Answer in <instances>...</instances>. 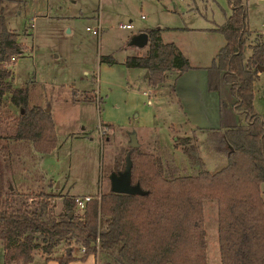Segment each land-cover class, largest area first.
<instances>
[{"label":"rangeland","instance_id":"rangeland-1","mask_svg":"<svg viewBox=\"0 0 264 264\" xmlns=\"http://www.w3.org/2000/svg\"><path fill=\"white\" fill-rule=\"evenodd\" d=\"M246 4L251 30L244 50L247 59L249 45L264 40V0H246ZM11 8L8 25L24 45L11 65L14 85L28 87L31 106L50 108L57 133V145L48 154L38 153L30 143L15 141L11 135L19 109L9 97L5 99L0 114V164L5 184L20 194L21 201L32 204L31 197L41 200L42 191L50 193L58 214L66 197L89 194L101 199L111 188L117 164L123 170L133 140L162 157L164 165L174 171H167V176L198 171L182 150L180 138L186 136L199 145L198 152L210 171L223 166L225 159L210 152L201 129L224 130L241 122L232 105L230 85L222 81L220 86L228 105L220 103L216 117L207 120L204 110L190 111L179 100L172 76L151 104L142 91L147 85L144 71L124 63L128 55L139 53L129 47L132 34L159 27L164 42L179 45L196 70L207 71L208 81V68L226 44L217 28L232 12L228 0H22ZM121 23H132L133 28L122 29ZM98 24L100 35L87 30ZM101 55H112L118 62L113 67L100 63ZM75 93L95 100L76 101ZM254 106L264 119V71L255 82ZM191 125L199 130L184 132ZM261 193L264 198V183ZM204 205L207 264H222L218 204L207 200ZM3 251L5 243L0 241V264ZM62 251L63 245L53 253L57 256ZM38 253L43 250L34 251L35 263L40 262Z\"/></svg>","mask_w":264,"mask_h":264},{"label":"trees","instance_id":"trees-1","mask_svg":"<svg viewBox=\"0 0 264 264\" xmlns=\"http://www.w3.org/2000/svg\"><path fill=\"white\" fill-rule=\"evenodd\" d=\"M14 2L0 0V114L9 97L19 109L11 138L48 154L57 145L51 111L31 106L28 87L14 85L11 65L24 50L18 32L8 25ZM228 2L232 13L217 28L226 44L208 68V88L220 91L222 81L230 85L233 108L241 122L224 130L201 129L210 152L225 159L223 166L210 171L198 152L199 145L186 136L180 138L182 150L198 171L167 176V171H174L164 165L162 157L135 141L137 145L130 144L123 159V170L117 164L115 172L124 171L130 164V180L139 191L117 193L110 188L101 199L93 198L80 211L76 210L75 197H66L62 211L56 214L50 193L42 191L41 200L31 197L32 204L21 201L20 194L5 184L0 164L4 264H29L38 248L52 254L61 245L72 243L85 246L82 259L95 255L97 264H207V200L218 204L221 263L264 264V119L254 106L258 66L264 65V40L249 45L251 54L246 59L244 50L251 35L246 0ZM145 32L149 35L147 52L128 55L124 64L146 69L150 86L162 84L170 71L179 76L193 69L175 43L164 42L162 28ZM100 61L109 65L118 62L112 55H101ZM74 100L95 98L75 93ZM221 103L228 105L224 97ZM72 252L66 250L58 259L60 264L76 259Z\"/></svg>","mask_w":264,"mask_h":264},{"label":"crops","instance_id":"crops-1","mask_svg":"<svg viewBox=\"0 0 264 264\" xmlns=\"http://www.w3.org/2000/svg\"><path fill=\"white\" fill-rule=\"evenodd\" d=\"M14 1H20L21 2L22 0H14ZM144 31L141 30L139 32H144ZM139 32H137V33H139ZM137 33L132 34V36L137 34ZM261 34H264V33H261ZM170 42H172V41H170ZM173 43H175V42H173ZM176 46L179 49V51L182 52L190 61L189 56L186 55L185 52H183V50L180 48V46L177 44H176ZM129 47L137 48V47L131 46L130 42H129ZM147 48H148V45L144 48H137V49L139 50L140 54H145L147 52ZM100 63H102V62L100 61ZM190 64H191V62H190ZM113 65H111V66L113 67ZM191 66L194 69H191L190 71H187V72H185L179 76H177L176 72H174V71L168 72L167 76H166V80L161 85H159L157 87L150 86V84L147 81L148 80V72L146 69L141 68L145 73V79H146V84H147L146 87L144 88V90H142V91H143L144 95L149 98V102L152 104V102H153L152 97L158 99V96L162 93L163 90H165L163 88L166 86V81H167L168 77L172 76L174 79V89L176 91V94L180 95L181 98H179V100L183 102V104L187 107L188 110L200 111V112H202L204 110L203 113L206 115L207 120L210 119V116L212 118H215L216 114H218L217 109L220 108V103H221L222 97H224L222 95L223 93L221 92V90L220 91H210L209 88L207 89V84H208L207 83L208 82L207 81V71H204L203 69L196 70L195 66H193L192 64H191ZM260 73L261 72L259 71V76H260ZM188 89H190L189 91H190L191 95H189V93H188L189 91H187ZM190 96H192V101L189 102ZM234 101H235V99H234ZM233 103H232V105H233ZM203 106H204V108H202ZM201 116L202 115H200L196 118L197 120H199V123L201 121ZM235 125H236V123H234L232 125H228V126H226V128H229V127H232ZM195 127H197V126L191 125V126H189L188 130L184 131V132L191 133L194 130H199V129H196ZM201 127H203L202 123H201ZM134 132L136 133V130ZM204 134L205 133L202 132L201 135H204ZM85 195H89V194H85ZM3 253H5V252L3 251ZM72 253L76 259L69 262L68 264H97V258L95 255H90L86 259H82L84 253L78 254V253H75V250H73ZM58 254H60V255L56 256L54 253L51 255L38 253L39 258H40V262L35 263V255H34L33 261L29 264H60L58 259L63 256V253H58ZM3 264H4V255H3ZM14 264H17V263H14Z\"/></svg>","mask_w":264,"mask_h":264},{"label":"water","instance_id":"water-1","mask_svg":"<svg viewBox=\"0 0 264 264\" xmlns=\"http://www.w3.org/2000/svg\"><path fill=\"white\" fill-rule=\"evenodd\" d=\"M149 44V35L147 32H139L133 35L130 39V45L137 48H144ZM260 72L264 71V65L258 66ZM47 111H50V108H47ZM135 134V133H134ZM132 138V137H131ZM136 138V134L135 137ZM133 138V139H134ZM137 145L133 140L131 144ZM131 167L130 164H127L124 171L115 172L111 177V190L117 193H135L139 191V187L132 184L131 180ZM70 251V249H69Z\"/></svg>","mask_w":264,"mask_h":264},{"label":"built area","instance_id":"built-area-1","mask_svg":"<svg viewBox=\"0 0 264 264\" xmlns=\"http://www.w3.org/2000/svg\"><path fill=\"white\" fill-rule=\"evenodd\" d=\"M119 27L122 29H132L133 28V24L132 23H121L119 24ZM88 31H91L93 34L95 35H100L102 32V26L100 24L95 25L93 27H87ZM94 197L92 195H85V196H77L75 197V202L77 204V207L79 208V210H83L87 204L88 201L92 200ZM74 248H78L81 250V252H85L86 251V247L85 246H80L77 245L75 243H72L69 246L63 245V251L61 253H65L66 250L72 249V251L74 250ZM39 249V248H38ZM44 254H46L43 251ZM53 254V253H52ZM46 255H51V254H46Z\"/></svg>","mask_w":264,"mask_h":264}]
</instances>
